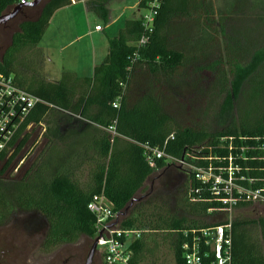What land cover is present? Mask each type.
<instances>
[{
	"label": "trees",
	"instance_id": "16d2710c",
	"mask_svg": "<svg viewBox=\"0 0 264 264\" xmlns=\"http://www.w3.org/2000/svg\"><path fill=\"white\" fill-rule=\"evenodd\" d=\"M147 1H140L142 9ZM13 3L0 0V10L10 11ZM71 3L44 1L35 19L19 24L0 55L3 70L44 100L17 133L13 152H0V225L38 238V246L48 252L80 236H96V217L88 204L103 194L118 214L129 207L121 227L144 231L132 244L133 264H163L156 254L159 236L171 240L175 264H186L182 244L193 234L185 231L226 223L211 221L221 203L205 189L193 193L197 200H191V190L201 182L163 159L152 168L142 144L164 147L173 134L166 145L173 156L202 166H228L233 157L243 174L264 177V117L211 132L202 112L191 122L168 113L171 95L165 88H197L203 72H209L210 79L217 76L215 86L220 85L227 67L234 87L243 79H258L264 76V46L244 63L225 58L220 48L212 49L222 34L212 0H159L151 32L141 16L128 19L91 75L64 71L58 81H50L43 73L45 57L39 44L54 13ZM96 10L106 15L105 4ZM145 34L147 41L140 45ZM230 106L228 94L221 112ZM31 123L46 126L41 142L32 137L36 127L27 130ZM17 166V176L11 177ZM158 172L157 191L137 198ZM213 258V253L206 254L200 264H214ZM232 264H264V214L232 218Z\"/></svg>",
	"mask_w": 264,
	"mask_h": 264
},
{
	"label": "rangeland",
	"instance_id": "374dc122",
	"mask_svg": "<svg viewBox=\"0 0 264 264\" xmlns=\"http://www.w3.org/2000/svg\"><path fill=\"white\" fill-rule=\"evenodd\" d=\"M212 9L214 16L219 20V27L222 32L220 43L216 42L215 47L212 49L217 50L220 48L225 58H237L244 63L243 61H246L255 49L264 46V0H212ZM39 11V7L26 9L10 23L8 29L4 25L2 26L0 28V50L10 45L12 34L18 30L19 24L23 20L35 19ZM62 12V14H65L66 11L63 10ZM60 14L51 23L41 44L50 50L49 54L58 63H61V66L65 65V69L73 70L76 65L90 67L91 59L89 60L87 52L81 47H83V44L87 43L88 45L89 42L93 43L97 40L98 35L95 32V25L99 21L91 20L89 23L88 29L93 31L91 35L82 39H75L71 43L75 36L72 38L70 36L56 38L58 34L55 26L60 24V20L64 18ZM100 24L102 23L100 22ZM99 38L106 39L103 34ZM207 38L208 35L204 34V39L207 40ZM100 45L99 41L98 49ZM106 49L105 47L101 50V52L105 51L104 56L106 55ZM96 59L98 64L102 62L103 57L100 56V50ZM82 71L84 70L82 69ZM208 73L203 72L202 79L198 83L200 86L197 87L198 84L197 88L192 86L194 89L187 85L177 87L169 84L165 87L171 95L166 105L168 113L180 121L191 122L197 115L195 113L202 112L204 115L201 117L203 118L202 122L211 132L223 130L232 124L240 126L245 122L255 123L264 117V84H262L264 76H261L262 74L258 79H254V77L243 79L237 87H234L232 85L233 75L229 67L222 74V84L220 85L215 86L217 76L212 75L210 79ZM210 80H213L211 84L209 83ZM228 94L231 106L226 112H221L223 101ZM205 100L208 103H205ZM42 134L43 130L37 129L32 137L40 138V142ZM12 152L13 150H8V153ZM17 170L18 166L11 170V177L17 176ZM159 174L160 172L150 177L144 191L137 198H143L147 194L150 195L157 191V177H159ZM261 214H264V206L262 205H241L233 211L232 217L235 218L236 215L254 217ZM124 217H120V222ZM225 219H227V214L217 213L212 216L211 221L217 222ZM95 238L96 236L83 235L70 245L60 246L47 252L38 246V238L26 237L23 233L13 230L9 225H0V264H3L2 260L4 255L7 254V249L10 250L13 246L16 249L11 250L10 253L14 262L10 264H62V261L67 259L68 255L74 257L69 258V263L66 264H86ZM158 238L159 246L156 249V254L159 262L175 264L171 240L168 238L164 240L161 236ZM146 258L150 259L151 257ZM91 264H105L104 256L98 248Z\"/></svg>",
	"mask_w": 264,
	"mask_h": 264
},
{
	"label": "built area",
	"instance_id": "2783aa9c",
	"mask_svg": "<svg viewBox=\"0 0 264 264\" xmlns=\"http://www.w3.org/2000/svg\"><path fill=\"white\" fill-rule=\"evenodd\" d=\"M32 1L34 0H13L10 11L18 5H26ZM147 2L148 7L143 9L141 19L146 31L151 32L159 0ZM10 11L0 10V16ZM96 28L101 29V26ZM146 41L145 34L140 38L139 44H144ZM41 102H44L42 98L20 86L13 75L6 73L0 66V152L14 150L17 133L26 124L32 109ZM173 138V134L170 135L164 147L142 144L146 162L157 169L158 160L163 159L168 165L176 166L186 174H194L201 182V186L191 190L190 199L197 200L193 193L208 190L215 201L221 203L222 207L218 208L219 213L227 214L224 224L185 231L186 235L189 231L193 234L190 241L182 244L185 262L200 264L204 255L213 253L214 264H232V213L244 203L264 204V177L243 174L242 167L234 164L233 157H229L228 166L215 165L212 162L208 166H202L188 161L185 156L181 158L173 156L166 151L168 141ZM262 148L264 149V145ZM209 159L212 160L211 157ZM260 159L264 162V157ZM216 160L220 162L221 158ZM88 209L96 217L97 248L102 252L105 264H133L132 244L142 237L144 231L121 227V222L117 221L121 217L120 214L114 211L113 202L103 194L95 196L88 204ZM212 210L210 209V212Z\"/></svg>",
	"mask_w": 264,
	"mask_h": 264
},
{
	"label": "crops",
	"instance_id": "0c3cea01",
	"mask_svg": "<svg viewBox=\"0 0 264 264\" xmlns=\"http://www.w3.org/2000/svg\"><path fill=\"white\" fill-rule=\"evenodd\" d=\"M140 1L141 0H72L71 4L58 9L54 13L44 36L49 30L51 23L54 21V19H56V17H59L58 15L59 13H61V17L64 18L60 20V24L55 26L56 32L58 34L56 38H62L65 36H70L72 38L73 36H75L71 41L72 43L75 39H82L88 35H91L93 31L88 29V26L91 20H93L99 21V23L95 25V32L97 33L98 38L103 34L106 39L97 38V40L93 43L89 42L88 45L87 43L83 44V47L81 48L87 52L89 60L91 59L89 65L90 67H82L81 65H76L75 69L73 70L65 69V65L61 66V63H58L57 60L49 54L50 50L42 45L41 41L39 47L41 48L43 53H45L44 57L46 55L43 63V73L46 79L50 81H58L64 71L76 72L80 76L91 75L93 73L95 65L98 64L96 56L99 54V50L100 56L103 57V61L109 51L110 39L115 38L119 35L120 30L124 27L125 22L128 19L138 18L142 15L143 9L140 7ZM99 4H105V8L107 9L105 16H107V19L102 13L96 10V7H98ZM63 10L66 11L65 14H62ZM100 22L102 24H100ZM97 26H101V29H97ZM98 40L101 44L99 49L97 46L99 43ZM105 47L107 48V51L106 55L104 56L105 51L101 52V50H103V48ZM93 57H95V59H93ZM82 69L84 71H82ZM35 127L36 125L31 123L28 125L27 130L31 131ZM37 129L43 130V134L41 137L42 139L46 131V126L41 123L36 127V130ZM38 140H40V138ZM252 205L264 206L263 203H255Z\"/></svg>",
	"mask_w": 264,
	"mask_h": 264
},
{
	"label": "water",
	"instance_id": "95a60500",
	"mask_svg": "<svg viewBox=\"0 0 264 264\" xmlns=\"http://www.w3.org/2000/svg\"><path fill=\"white\" fill-rule=\"evenodd\" d=\"M44 1L46 0H34L32 2H29L26 5H18L12 11L1 15L0 16V28L3 25H5L7 22H9L11 19H13L15 16H17L19 13L23 12L24 8L39 7ZM128 211H129V207L124 212L120 213V216H126L128 214ZM117 221H120V219H118ZM96 250H97V238H95L94 243L90 249L86 264H91Z\"/></svg>",
	"mask_w": 264,
	"mask_h": 264
},
{
	"label": "flooded vegetation",
	"instance_id": "af4514ba",
	"mask_svg": "<svg viewBox=\"0 0 264 264\" xmlns=\"http://www.w3.org/2000/svg\"><path fill=\"white\" fill-rule=\"evenodd\" d=\"M26 9H32V8H24L23 9V11H25ZM22 13V12H21ZM20 14V13H19ZM19 14L17 15V16H15L13 19H11L8 23H6L5 25H4V27L5 28H9L10 27V23H12L15 19H17V17L19 16ZM13 35V34H12ZM8 47V46H7ZM7 47H5L4 49H1L0 50V52L1 53H3L4 52V50L7 48ZM14 249H16L14 246L12 247V249H7V254H5L4 255V257H3V260H2V263L3 264H10L11 262L13 263L14 262V259H13V257H12V255H11V253H10V251L11 250H14ZM4 253H5V251H4ZM15 257H17L16 255H14ZM74 256L73 255H68V258L67 259H64L63 261H62V264H66L67 262L69 263V258L71 259V258H73Z\"/></svg>",
	"mask_w": 264,
	"mask_h": 264
}]
</instances>
